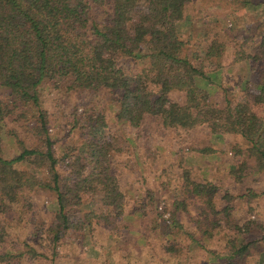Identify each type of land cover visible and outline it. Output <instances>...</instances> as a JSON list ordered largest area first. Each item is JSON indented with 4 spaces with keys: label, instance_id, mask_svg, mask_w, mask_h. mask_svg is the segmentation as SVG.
<instances>
[{
    "label": "trees",
    "instance_id": "16d2710c",
    "mask_svg": "<svg viewBox=\"0 0 264 264\" xmlns=\"http://www.w3.org/2000/svg\"><path fill=\"white\" fill-rule=\"evenodd\" d=\"M248 2L264 4V0H0V213L10 215L13 203L28 206L34 190L51 192L56 204L45 221L34 220L30 235L18 242L11 237L14 243L9 244L0 237L1 264L42 256L36 248L39 236L51 250L49 260L62 264L61 257L75 255L74 244L84 230L93 235L95 223L118 226L116 221L129 211H139L138 243L145 239L151 245L147 236L153 234L162 239V250L176 255L184 251V244H178L184 237L213 254L219 264H264V222L251 216L239 222L232 214L237 207L250 211L253 199H264V188L236 193L224 189L218 196V184L193 177V168L181 157L180 182L169 185L165 179L159 184L166 188V207L160 209L156 189L145 188L134 199L129 197L111 163L119 148L114 138L119 123L139 127L144 118L153 117L161 130L203 125L210 132L237 135L244 146L235 150L230 170L234 179L249 172L264 174V16L233 28L217 19L241 12ZM190 19L199 22L191 41L178 29L179 20ZM228 45L231 60L241 62L246 72L243 86L233 90L230 83L214 82L210 91L199 87L196 76L209 81L210 72L229 67L222 59ZM250 75L254 89L249 87ZM44 83L65 92L109 93L114 100L110 119L101 110L85 116L82 124L80 116H73L72 123L85 136L79 151L68 147L53 152L39 99ZM213 85L221 94L219 102L210 97ZM170 92L180 93L182 99L170 98ZM8 120L28 133L32 144H26ZM3 136L16 144L10 155L4 153ZM189 197L196 200L199 217L186 208ZM84 204L89 207L80 209ZM16 214L12 212L10 221H17ZM183 215L192 228L185 227ZM215 232L220 247L208 249L206 241ZM259 254L263 260H258Z\"/></svg>",
    "mask_w": 264,
    "mask_h": 264
},
{
    "label": "rangeland",
    "instance_id": "374dc122",
    "mask_svg": "<svg viewBox=\"0 0 264 264\" xmlns=\"http://www.w3.org/2000/svg\"><path fill=\"white\" fill-rule=\"evenodd\" d=\"M242 6L241 12H235L232 16L226 15L227 17L224 19L217 15V19H220L221 22L224 21L226 25H230L233 28L235 25L242 26L248 20L264 16V4L262 3L248 2V4ZM197 24L199 25L198 20H179L178 29L183 33V36L191 41V38H194ZM230 49V45L225 47V52L222 56L223 61L228 63L229 67L219 68L210 72L208 75L209 81L196 76L194 80L199 87L210 91L212 89L210 88L211 83L214 82L230 83L233 90L243 86L246 72L241 67V62L231 60ZM249 78L251 80L249 87L254 89V76L250 75ZM212 87H214V90L210 92V97L214 101L219 102L221 94L215 85ZM169 97L178 101L182 99L178 92H170ZM39 99L41 108L47 115V132L53 140L51 148L54 153L67 150L68 147L76 148L78 151L84 147L85 136L72 123L71 119L73 116H80L78 120L82 124L85 122V116L101 110L104 118L110 119L116 108L114 100L111 99L109 93L101 95L85 90L65 92L49 83L40 85ZM7 125L16 129L26 144H32V137L24 132L20 126L9 120ZM117 131L119 134L114 138L119 148L112 153L111 163L116 169L120 187L132 199L141 195L145 188H152L157 190V195L160 197L159 208L166 207V202L163 200L166 195V188L160 189L159 184L165 179H169V185L180 182L179 174L182 165L179 162L181 157L187 165L193 168V170H190V174L193 177L210 178L218 184V196L222 194L224 189L236 193L247 187L257 190L264 188L263 173L249 172L238 180L234 179V176L230 173L232 165L235 163V150L244 146L237 135L210 132L203 125H195L185 129L169 128L161 130L153 117L144 118L139 127L119 123ZM2 142L5 154L10 155L17 149L16 144L8 140L6 136L2 137ZM205 147H211L213 150L204 149ZM64 159L68 160L67 157H64ZM17 166L23 165L17 164ZM30 166L31 164H27L26 167ZM246 169L247 167L244 168V170ZM60 171L62 172L63 169H60ZM186 201L188 211L194 217H199L195 210L197 202L194 197H189ZM217 202L221 203L223 200L218 199ZM28 203L29 205L23 208H19L17 206L18 203L10 204V211L17 212L16 222L13 219L10 221L12 212L10 215L0 213V232H3L0 237L5 240L6 244L13 242V240L18 242L20 238L27 236L29 227L35 223L34 220L45 221L56 206L53 194L46 190L30 192ZM249 204L252 207L247 213L242 211L244 208L231 209L236 220L241 222L251 216V218L260 219L264 222V199H258L257 201L253 199ZM86 207H89V205H81L80 209ZM15 209L16 211H14ZM164 213L168 215L167 211ZM137 216H139V211L126 212L119 217V221H116L118 226L95 223L93 225V235H89L84 230V233L77 237L76 244H74L75 255L71 256L69 254L68 259L61 257V260L65 261L62 264L220 263L213 254L205 249L198 248L192 242H187L184 237H180L178 241V244H184L182 245L184 251L182 250L181 253L176 255L162 250V239H157V236L153 237V234L147 236L151 238V245L145 239L138 243L135 239L137 229L140 231L138 225L140 221ZM28 218L29 222L27 221ZM182 219L185 222V227L192 228L191 222L184 215ZM123 222L126 224H123ZM132 222H136V224ZM40 232L39 230V234ZM218 236L219 232H215L206 241L208 249H218L220 247ZM11 237L13 240L10 239ZM67 237L64 236L63 239ZM40 238L41 236H39L40 243L37 244L36 248L42 250L43 255L19 264H54L48 257L51 250L47 247V242ZM33 239L38 238L33 236ZM261 254L258 255V260H263V255Z\"/></svg>",
    "mask_w": 264,
    "mask_h": 264
},
{
    "label": "built area",
    "instance_id": "2783aa9c",
    "mask_svg": "<svg viewBox=\"0 0 264 264\" xmlns=\"http://www.w3.org/2000/svg\"><path fill=\"white\" fill-rule=\"evenodd\" d=\"M163 215H164V216H166V215H167V213H163Z\"/></svg>",
    "mask_w": 264,
    "mask_h": 264
}]
</instances>
